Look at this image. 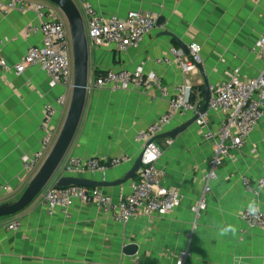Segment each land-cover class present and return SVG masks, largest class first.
Wrapping results in <instances>:
<instances>
[{
    "label": "crops",
    "instance_id": "obj_1",
    "mask_svg": "<svg viewBox=\"0 0 264 264\" xmlns=\"http://www.w3.org/2000/svg\"><path fill=\"white\" fill-rule=\"evenodd\" d=\"M51 10L63 15L56 5L45 0ZM83 16L86 31L89 16L85 2L103 17L124 18L134 10H144L161 20L160 24L134 47L126 51L114 45L89 50V83L84 108L75 136L62 160L71 156L111 160L128 157L129 161L111 167L105 173L77 174L95 180L115 181L123 178L143 151L137 134L154 124L168 109V97L158 88L114 90L94 86L97 74L108 70H136L157 74L170 95L188 82L193 88L195 108L204 102L205 80L212 90L228 79V72L240 68L245 79L257 76L264 65L261 55L251 51L264 34V1L250 0H74ZM40 16L31 7L26 10L0 8V55L10 63L20 62L33 46H40L43 35H26L30 24H39ZM169 32L170 34H165ZM179 41V42H178ZM201 46L200 68L184 72L176 63H158L169 55L171 47ZM182 49V48H181ZM187 59L191 55H185ZM72 90L50 84L49 75L39 66L23 74L0 70V186L10 184L15 192L9 201L17 200L30 184L23 158L44 152L42 129L45 106ZM70 102L58 110L52 121L55 138L61 134L69 113ZM208 126L196 121L175 138H160L149 149L147 157L157 154V166L165 184L184 194L182 203L162 216L132 219L119 223L92 203L75 201L70 216L57 211L50 215L41 194L16 215L0 218V264H176L182 251L188 256L184 264H264V230L249 229L241 212L251 200L264 211V190L259 195L248 192L243 183L264 179V117L237 153L236 162L226 160L218 170L206 194V209L196 218L192 207L202 194L210 169L212 146L206 133L223 115L209 109ZM194 116L179 112L161 133L172 131ZM160 133V134H161ZM61 162V163H62ZM60 171V170H59ZM139 179V175L136 180ZM54 178L49 185H54ZM133 181L102 187L114 202L132 192ZM0 197L4 194L0 193ZM6 198V197H5ZM5 198L0 199L4 200ZM21 221L18 231L5 228L8 222ZM234 225L235 236H219V227ZM134 243L135 255L124 248Z\"/></svg>",
    "mask_w": 264,
    "mask_h": 264
},
{
    "label": "built area",
    "instance_id": "obj_2",
    "mask_svg": "<svg viewBox=\"0 0 264 264\" xmlns=\"http://www.w3.org/2000/svg\"><path fill=\"white\" fill-rule=\"evenodd\" d=\"M264 1V0H250ZM31 7L40 16L39 24H30L25 29L26 35L41 33L43 42L40 46L31 47L23 59L18 63H10L0 55V70L23 74L32 66H39L47 72L50 84H62L70 91L74 89L73 47L71 45L70 25L63 15L54 13L44 2H28L24 0H0V8L4 10ZM85 9L89 16L87 36L97 46L114 45L120 51L138 46L145 36L157 27V17L144 10H134L126 17H103L94 7L85 2ZM191 58L187 59L181 48L171 47L169 55L158 58V63H176L184 72H192L201 63V46L193 43L190 47ZM251 51L264 59V34L253 45ZM89 83V87H90ZM94 86L98 89L111 87L114 90L152 89L158 88L168 97L167 111L152 125L141 130L135 140L146 144L161 132L177 116L179 112L191 111L199 114V109L192 103L193 88L186 82L176 88L170 95L163 86L160 77L153 72H146L139 67L136 70H108L100 74ZM88 87V88H89ZM71 102V96L66 93L60 95L55 104L45 106L42 129L45 133L43 139L44 152L26 155L23 158V167L27 174L34 175L42 167L46 157L51 152L57 139L52 132V121L58 110ZM209 109L218 111L223 115L220 122L205 134L212 146L210 169L205 177V187L193 205L192 210L196 218L206 209V194L211 191V182L217 179L218 170L226 160L236 162L237 153L243 148L247 138L259 125L264 117V65L257 76L243 78L240 68L228 72V79L216 86L208 102ZM200 126H208L210 120L207 112L201 114L196 121ZM145 146V145H144ZM154 149L153 145L150 150ZM149 151V150H148ZM157 154L145 159L139 179L133 181L132 192L119 202L99 187L70 186L59 188L48 185L44 191V201L50 215L60 211L70 216V210L75 201L95 204L101 212L110 215L119 223H127L132 219L150 217L155 214L166 215L178 207L184 200V194L178 189L165 184V177L157 166ZM129 161V158L115 157L111 160L99 158H83L71 156L63 161L58 170L60 174L77 175L83 172L105 173L114 166ZM243 183L248 192L259 195L264 190V179L252 181L244 176ZM15 192L10 184L0 186V193L5 198L0 204L8 202L9 196ZM261 209V208H260ZM241 219L249 229L264 230V211L253 217L248 214L247 208L241 212ZM22 227L21 221L15 219L8 222L5 228L9 231H18ZM188 256L182 251L176 264H184Z\"/></svg>",
    "mask_w": 264,
    "mask_h": 264
},
{
    "label": "water",
    "instance_id": "obj_3",
    "mask_svg": "<svg viewBox=\"0 0 264 264\" xmlns=\"http://www.w3.org/2000/svg\"><path fill=\"white\" fill-rule=\"evenodd\" d=\"M57 7H59L66 18L68 19L72 43H73V60H74V89L72 91L71 102L68 117L65 126L58 136L57 141L52 148L51 152L46 157L42 167L34 175L30 184L19 197L17 201H8L0 204V218L11 217L18 214L29 206L41 192L52 182L55 178V186L59 188H66L70 186H87V187H111L117 185H123L130 181H135L140 174L148 150L152 147L154 142L160 138H175L177 134L190 127L201 114H205L208 110V102L211 96V88L208 84V80H205V97L204 104L202 105L199 114L194 115L187 122L183 123L179 127L172 131L161 133L155 138L145 144L143 151L135 159L130 170L115 181L95 180L87 177H81L79 175L60 174L58 168L69 148L84 108L86 93L89 87V50L88 46L90 40L87 36V31L83 21V16L77 4L74 0H45ZM161 20L158 19L157 24H160ZM165 34H170L166 32ZM179 42V41H178ZM184 54L189 55L190 50L186 48L181 42L179 43ZM201 72H203L201 65H198ZM139 247L137 244L130 243L124 248V253L127 255H135L138 253Z\"/></svg>",
    "mask_w": 264,
    "mask_h": 264
},
{
    "label": "clouds",
    "instance_id": "obj_4",
    "mask_svg": "<svg viewBox=\"0 0 264 264\" xmlns=\"http://www.w3.org/2000/svg\"><path fill=\"white\" fill-rule=\"evenodd\" d=\"M247 211L249 215L256 217L261 212L259 203L256 200H251L247 205ZM237 232L238 228L236 226L227 225L226 227H219L218 235L223 237L231 233L235 236Z\"/></svg>",
    "mask_w": 264,
    "mask_h": 264
},
{
    "label": "trees",
    "instance_id": "obj_5",
    "mask_svg": "<svg viewBox=\"0 0 264 264\" xmlns=\"http://www.w3.org/2000/svg\"><path fill=\"white\" fill-rule=\"evenodd\" d=\"M102 73H103V72H101V73H98V74H97V77H98L100 74H102ZM194 102H195V96H194V95H192V103H194ZM203 103H204L203 101H200V103H199V104L201 105V104H203Z\"/></svg>",
    "mask_w": 264,
    "mask_h": 264
},
{
    "label": "rangeland",
    "instance_id": "obj_6",
    "mask_svg": "<svg viewBox=\"0 0 264 264\" xmlns=\"http://www.w3.org/2000/svg\"><path fill=\"white\" fill-rule=\"evenodd\" d=\"M70 35H71V30H70ZM71 45H72V47H73V43H72V35H71ZM73 70H74V64H73ZM59 173V170H58V172H57V174ZM19 199V198H18ZM17 199V200H18ZM17 200H15V201H17Z\"/></svg>",
    "mask_w": 264,
    "mask_h": 264
}]
</instances>
